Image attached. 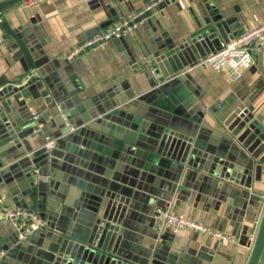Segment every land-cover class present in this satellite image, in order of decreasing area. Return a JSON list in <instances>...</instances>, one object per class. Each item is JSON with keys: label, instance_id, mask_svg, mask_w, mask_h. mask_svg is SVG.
<instances>
[{"label": "crops", "instance_id": "0c3cea01", "mask_svg": "<svg viewBox=\"0 0 264 264\" xmlns=\"http://www.w3.org/2000/svg\"><path fill=\"white\" fill-rule=\"evenodd\" d=\"M158 1L133 35L68 57ZM27 2L0 0V89L13 91L9 114L0 103V135L6 124H25L30 108L39 130L0 146V200L44 226L19 240L16 222L1 219L0 264H63L71 250L114 264H248L264 214V152L253 157L264 141V52L236 80L197 63L218 51L216 27L224 47L263 24L264 0ZM152 71L180 82L155 92ZM49 140L53 153L32 172L33 192L27 150ZM161 207L234 242L174 235L157 225Z\"/></svg>", "mask_w": 264, "mask_h": 264}, {"label": "built area", "instance_id": "2783aa9c", "mask_svg": "<svg viewBox=\"0 0 264 264\" xmlns=\"http://www.w3.org/2000/svg\"><path fill=\"white\" fill-rule=\"evenodd\" d=\"M38 0H28L27 4H32ZM160 3H154L144 10L133 13L131 16L124 18L112 27L105 30L104 32L97 33L93 37L83 41L78 47L71 50L68 54L69 58H74L80 53H84L88 49L100 45L104 42L120 38L124 34L133 35L138 27L139 21L142 16L152 7L157 6ZM26 4V5H27ZM25 5V6H26ZM3 22V17L0 14V26ZM264 52V23L255 27L248 33H245L241 37L231 40L227 45H225L221 50L214 51L213 53L202 58L197 66L210 67L216 71L225 72L231 79H239L242 76V72L254 63V55L256 53ZM153 78L161 82L163 81L159 78L158 74L154 71L151 72ZM33 77V73L27 74L21 85L26 84ZM3 89H0L2 91ZM60 111V109H59ZM29 114L32 120L37 122L39 120V113L33 109H29ZM62 120L69 132H73L74 128L68 123L67 117L61 114ZM55 146L54 140H49L46 144L48 149ZM47 182V180H45ZM0 220L9 219L16 222L18 238L19 240H24L34 233L39 231L43 226L44 222L39 218V216L25 209H12L2 205L0 200ZM156 222L159 227H163L172 231L174 235H181L184 232H194L200 235L210 236L216 238L221 243L232 244L234 239L224 233L214 230L213 228L206 226L205 224L193 221L192 219L186 217L183 214L177 213L171 208H158L156 210ZM5 256L4 251H0V261Z\"/></svg>", "mask_w": 264, "mask_h": 264}, {"label": "water", "instance_id": "95a60500", "mask_svg": "<svg viewBox=\"0 0 264 264\" xmlns=\"http://www.w3.org/2000/svg\"><path fill=\"white\" fill-rule=\"evenodd\" d=\"M216 29H219V27H216ZM213 29L211 31V34L215 33V36L212 38V41L214 45L218 46V50H221L223 48L222 41L225 40L226 34H222V32L219 30ZM180 81L173 82L168 81L166 83L160 84L155 88V92H163L167 93L174 85L175 83ZM20 91L22 89H19ZM13 96L12 88H8L7 90L0 91V103L2 106V109L4 111V116L9 114L11 112L10 107L12 105V101L10 97ZM20 96V95H19ZM18 96V98H19ZM38 122V121H37ZM31 119V117L26 120V123L23 125L18 126L15 123L6 124L5 130L2 132L1 136H5L4 138L0 140V146L3 144L5 140L10 141L11 143L15 144V141L17 140H25L28 136L33 134V132H37L39 130L38 123ZM27 148H29L27 146ZM6 150V148L0 147V155ZM28 159L31 163L29 167H26L25 173L27 175L28 183L30 187L32 188L33 192H35L37 189L35 187V179L33 177V171L35 168H43L48 165V160L50 156L52 155L53 151L51 149H48L46 146H41L38 149L30 150L28 149ZM264 152V141L263 143L258 147V149L253 153L254 158H258L262 153ZM3 169V163L0 160V171ZM264 249V214L263 218L261 220V223L259 225V230L257 234V238L254 243V247L252 250V255L250 257V260L248 264H258V261L261 257V254ZM72 250L66 253L63 259V264H114L113 261L107 258L106 254H90L89 251H82L77 254L76 257L70 256L72 254Z\"/></svg>", "mask_w": 264, "mask_h": 264}]
</instances>
